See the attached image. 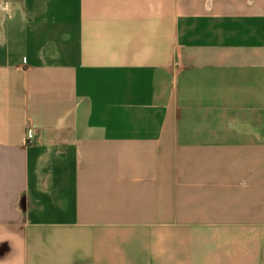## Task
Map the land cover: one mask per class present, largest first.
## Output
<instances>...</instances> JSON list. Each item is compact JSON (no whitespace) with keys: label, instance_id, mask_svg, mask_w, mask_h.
Returning <instances> with one entry per match:
<instances>
[{"label":"crops","instance_id":"obj_1","mask_svg":"<svg viewBox=\"0 0 264 264\" xmlns=\"http://www.w3.org/2000/svg\"><path fill=\"white\" fill-rule=\"evenodd\" d=\"M0 264H264V0H0Z\"/></svg>","mask_w":264,"mask_h":264},{"label":"built area","instance_id":"obj_2","mask_svg":"<svg viewBox=\"0 0 264 264\" xmlns=\"http://www.w3.org/2000/svg\"><path fill=\"white\" fill-rule=\"evenodd\" d=\"M36 139H37L36 130L29 129L27 133L26 143L28 145H34L36 143Z\"/></svg>","mask_w":264,"mask_h":264}]
</instances>
